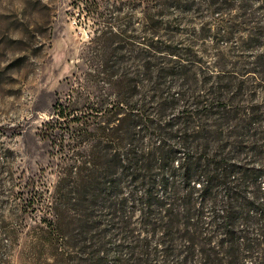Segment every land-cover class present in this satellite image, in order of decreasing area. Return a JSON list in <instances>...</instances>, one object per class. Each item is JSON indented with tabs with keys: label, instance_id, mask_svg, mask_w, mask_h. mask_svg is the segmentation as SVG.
<instances>
[{
	"label": "rangeland",
	"instance_id": "obj_1",
	"mask_svg": "<svg viewBox=\"0 0 264 264\" xmlns=\"http://www.w3.org/2000/svg\"><path fill=\"white\" fill-rule=\"evenodd\" d=\"M242 3L0 0V264H175L167 218L140 216V170L119 172L105 207L97 180L160 141L184 150V128L191 151L236 140L264 169V11ZM185 202L154 214L177 222L176 249Z\"/></svg>",
	"mask_w": 264,
	"mask_h": 264
},
{
	"label": "trees",
	"instance_id": "obj_2",
	"mask_svg": "<svg viewBox=\"0 0 264 264\" xmlns=\"http://www.w3.org/2000/svg\"><path fill=\"white\" fill-rule=\"evenodd\" d=\"M244 2L239 8L245 15L264 11V0H260L255 8L249 0ZM241 126L250 129V123ZM187 129L176 135L179 142L174 143L183 145L182 151L169 148L160 141L154 152L142 151L140 156L125 157L104 170L97 180V186H102L106 193L104 198L101 197L102 206L105 207L108 195L118 186L119 172L133 174L140 170V213L143 214L140 216L148 222L167 218L161 231L164 240L159 252L163 257L174 255L175 264H188L195 256L199 257L196 264H264V201H259V193L264 194V169L239 161L236 140L229 141L226 150L224 145H215L216 141L206 139L201 152L191 151L186 142L198 135L197 131L188 133ZM248 151L254 155L253 149ZM160 172H168L172 178L169 180ZM155 187L159 191L153 193ZM251 187L258 193L249 191ZM193 192L198 193L197 199L192 198ZM171 200L186 201L181 207L187 213V224L182 225L188 230L183 249H176L171 239L177 222L171 221L169 216L154 215L156 206L161 207L162 202L171 205ZM140 264L155 263L146 254Z\"/></svg>",
	"mask_w": 264,
	"mask_h": 264
}]
</instances>
